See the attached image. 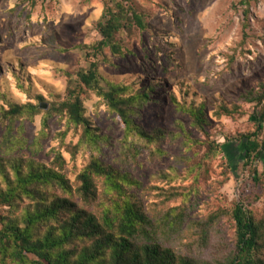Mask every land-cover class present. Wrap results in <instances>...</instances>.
Wrapping results in <instances>:
<instances>
[{
  "label": "rangeland",
  "instance_id": "obj_1",
  "mask_svg": "<svg viewBox=\"0 0 264 264\" xmlns=\"http://www.w3.org/2000/svg\"><path fill=\"white\" fill-rule=\"evenodd\" d=\"M240 1L0 0V145L8 124L1 114L9 105L41 106L32 120L14 124L23 146L1 145L0 189L5 190L15 159L22 166V158L49 166L56 153L65 162L62 173L76 185L90 157L76 150L80 128L67 129L64 115H52L41 148L30 147L46 112L65 100L66 89L76 85L89 61H101L100 54L90 57L101 39L97 25L105 9L115 11L123 3L144 18L145 29L125 22L115 36L123 56L104 50L110 64L99 65L100 85L105 91L107 83L130 87V96H148L134 104L129 118L154 135L164 130V138L153 146L163 154L150 156L142 149L134 162L121 165L125 126L90 92L83 95L85 116L107 137L97 157L138 183L129 193L141 200L152 221L163 220L157 225V244L198 264H223L235 248L227 214L234 204L244 202L256 221L264 222V153L253 167L245 166L241 143L255 130L254 97L264 88V0H248V6ZM190 107L203 108L205 132L192 127L184 112ZM167 192L184 195L167 201ZM27 206L25 199L13 218L20 219ZM221 211L226 214L212 222ZM10 212L0 205V217Z\"/></svg>",
  "mask_w": 264,
  "mask_h": 264
},
{
  "label": "trees",
  "instance_id": "obj_2",
  "mask_svg": "<svg viewBox=\"0 0 264 264\" xmlns=\"http://www.w3.org/2000/svg\"><path fill=\"white\" fill-rule=\"evenodd\" d=\"M124 1L127 3L129 0ZM240 2L242 5L249 4L248 0ZM117 4L115 11L110 8L103 11L97 25L101 39L90 57L98 58L100 54L101 61H89L88 69L79 73L76 85L66 89L65 100L46 112L40 135L30 147L41 148L40 142L47 136L48 118L64 115L67 129L72 126L82 130L75 147L77 151L89 152V161L77 174L75 186L62 173L65 162L60 153H56L49 166L32 158H22L24 166L18 159L9 163L12 176L7 179L5 190L0 189V205H7L11 216L0 217V264H198L180 258L171 249L157 244L154 237L157 225L160 226L163 220L156 218L152 221L141 200L129 193L128 188L138 183L131 180L129 174L105 165L97 157L101 142H107V137L100 136L85 116L83 95L90 92L100 98L125 126L121 152L125 158L119 160L121 165L134 162L142 149H147L150 156L163 154L162 150L153 146L157 140L164 138V130H160L161 135H154L129 118L134 104L146 102L148 96H130V87L107 83L109 88L105 91L100 85L99 65L110 64L104 50L108 49L113 57L123 56L115 36L124 28L125 22H131L140 31L145 29L142 16L128 10L123 3ZM244 13L246 15L248 9ZM260 90L254 97L257 103L253 121L255 130L241 137L244 165L250 167L264 153V139L259 141L264 130V88ZM39 106L11 104L8 110L2 112V122L8 124L1 145L7 144L8 149L24 145L18 137L19 132L13 133L14 124L17 120H32L41 112ZM184 112L192 127L205 132L202 107H190ZM211 151L212 148H209L208 152ZM251 171L253 181L258 184L256 169ZM162 175L169 178L166 174ZM177 195L184 194L180 192ZM177 195L167 192L165 199L170 201ZM25 199L28 206L23 209L20 219L13 218L14 211ZM225 214V211L216 213L211 221L216 222ZM227 214L233 221L235 248L223 264H264V222H257L253 212L242 201L235 203Z\"/></svg>",
  "mask_w": 264,
  "mask_h": 264
},
{
  "label": "water",
  "instance_id": "obj_3",
  "mask_svg": "<svg viewBox=\"0 0 264 264\" xmlns=\"http://www.w3.org/2000/svg\"><path fill=\"white\" fill-rule=\"evenodd\" d=\"M41 107V106H40ZM43 108H45L44 106H42Z\"/></svg>",
  "mask_w": 264,
  "mask_h": 264
}]
</instances>
